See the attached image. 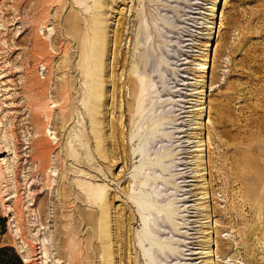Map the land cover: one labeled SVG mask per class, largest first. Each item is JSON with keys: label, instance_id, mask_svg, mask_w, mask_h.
<instances>
[{"label": "rangeland", "instance_id": "1", "mask_svg": "<svg viewBox=\"0 0 264 264\" xmlns=\"http://www.w3.org/2000/svg\"><path fill=\"white\" fill-rule=\"evenodd\" d=\"M101 2L0 0V264H41L30 212L42 203L59 264H136L144 221L131 218L137 207L128 196L140 180L151 193L145 220L157 264H264V0H217L214 13L215 0H110V44L99 43L98 59L109 64L107 101L98 100L91 117L88 28ZM141 21L152 99L130 117L125 82ZM140 145L145 155L127 166L124 150ZM203 206L211 218L199 213Z\"/></svg>", "mask_w": 264, "mask_h": 264}, {"label": "bare ground", "instance_id": "2", "mask_svg": "<svg viewBox=\"0 0 264 264\" xmlns=\"http://www.w3.org/2000/svg\"><path fill=\"white\" fill-rule=\"evenodd\" d=\"M119 1V0H118ZM116 3V2H115ZM114 3V4H115ZM110 5V0H102L101 4H100V12L98 14V18L97 19H93L92 21L90 20V24H89V28L88 29H92L91 32H90V37L93 38V47L90 50H88V54L91 55L92 53V60H91V65H93L92 69L89 71V96L87 98V103H88V106H89V110L91 111V117L92 115L94 114V109H96V107L98 106V100H102L103 98H107V88H106V83H107V77H105L106 73H107V69H108V63L104 60H98L100 58V47H99V43L101 42H104V40H106V49L109 48V44H110V41L109 39H111L110 35H109V27L110 25L108 26V18L109 17H106L107 14H108V11L107 10V6ZM216 5H217V0H215L214 2V5H213V9H212V12L214 13L215 12V9H216ZM111 7H113L111 5ZM142 18V17H141ZM149 21V20H148ZM119 24V23H118ZM121 24V23H120ZM123 24V23H122ZM124 25V24H123ZM122 26V25H121ZM120 27V26H119ZM45 28H47L49 30V33H48V37H51V35H53V32H54V28H50L49 26H46ZM211 28V27H210ZM153 29V28H152ZM151 29V30H152ZM45 30V29H44ZM123 30V29H122ZM137 31V35H136V38L134 39V42L136 44V47L137 48H140V45H139V42L140 41H143L144 39H148L149 35H148V32H149V28H148V25L146 23V21H141L140 22V25L138 27V29L136 30ZM117 32V31H116ZM123 32V31H122ZM120 32V33H122ZM120 33H116V36H118V43L119 45L121 44V42L123 41V35H120ZM124 33V32H123ZM152 34V33H151ZM157 35V34H156ZM211 35V34H210ZM115 37V36H114ZM157 37V36H156ZM116 38V37H115ZM155 38V37H154ZM114 39V38H113ZM36 41V40H35ZM116 41V40H115ZM211 41V36L209 38V41L207 43V46L209 45ZM146 42V41H145ZM34 42H32L33 44ZM36 43V42H35ZM117 44V43H116ZM146 44V43H145ZM119 45L117 47V50H116V61L115 63L119 62ZM143 45V44H142ZM141 45V46H142ZM148 45V44H147ZM143 51H142V50ZM146 50L147 48L144 47V48H140L139 49V53L136 55L133 56L134 58L131 60V63H128V64H131V68H130V71H129V76L125 82V85L127 84V86L129 87L128 89H130V92H131V98L130 99H127L126 100V103H125V106L127 107L128 109V114L130 115V117L133 115H137V117H140L143 115L144 111L146 110V107H147V102L148 100L152 99V95H151V92H150V89L152 88V80L148 77H146V68L148 66V59H147V55H146ZM142 51V52H141ZM137 52V51H136ZM134 54V53H133ZM119 55V56H118ZM148 55H150L148 53ZM155 55V54H154ZM156 56V55H155ZM121 58V57H120ZM156 58V57H155ZM115 59V58H114ZM122 60V59H121ZM128 61V60H127ZM155 61V60H154ZM153 61V62H154ZM126 62V61H125ZM121 64V63H120ZM124 64V63H123ZM127 64V65H128ZM115 65V64H114ZM125 66V64H124ZM115 67V66H114ZM113 67V68H114ZM117 67V66H116ZM128 67V66H127ZM209 66L207 65V61H205V63L201 64V67L198 69L200 70L201 72L204 73V70L206 68H208ZM109 70V69H108ZM115 72V70H114ZM124 72V71H123ZM200 72V74H202ZM115 74V73H114ZM149 75V74H148ZM110 76V75H109ZM114 77V76H113ZM102 78V79H101ZM110 78V77H109ZM108 78V79H109ZM126 79V78H125ZM202 79V78H201ZM116 80V79H115ZM114 80V82H115ZM204 79H202L201 81H203ZM112 82V83H114ZM4 83L6 84V80L4 81ZM203 83V82H202ZM109 86V85H108ZM124 90V89H123ZM109 91V90H108ZM124 92V91H123ZM205 92V86L203 85L202 86V92H200V96H202ZM115 93V92H114ZM124 95V94H123ZM122 98V96H121ZM209 99V98H208ZM106 100V99H105ZM104 100V101H105ZM107 101V100H106ZM105 101V102H106ZM151 103V102H149ZM122 106V105H121ZM105 107V106H104ZM103 107V108H104ZM123 107V106H122ZM148 109V108H147ZM105 110V109H104ZM121 112V111H120ZM123 112V111H122ZM198 112H200V118L203 114V108L201 107L200 109H198ZM125 112H123L124 114ZM210 113V112H209ZM208 113V114H209ZM107 114V113H106ZM123 114H122V117H123ZM126 116V114H125ZM146 116V115H145ZM144 116V117H145ZM121 117V116H120ZM139 119V118H138ZM141 119V118H140ZM122 119H120L121 121ZM108 121V120H107ZM125 121V119H124ZM123 121V122H124ZM90 122L93 124V119L90 120ZM122 122V123H123ZM139 123V121H137ZM125 123V122H124ZM198 124H200V122H198ZM201 125V124H200ZM122 126V125H121ZM136 126V125H135ZM119 127V126H118ZM123 127V126H122ZM125 127V126H124ZM127 127V126H126ZM134 127V126H133ZM114 129V128H113ZM122 129V128H120ZM94 130V129H93ZM124 130V129H123ZM126 130V128H125ZM133 130V129H132ZM115 131V130H114ZM117 131V130H116ZM121 131V130H120ZM126 132V131H125ZM140 132V131H138ZM114 133V132H113ZM123 131H122V135H123ZM106 134V133H105ZM112 134V133H111ZM110 134V135H111ZM117 134V133H116ZM121 134V133H120ZM47 135L49 136L50 140H51V143L53 142H56L58 141V137H57V134L55 131L53 130H48L47 131ZM137 135V137H139V139L143 142V135L141 133H132V139ZM113 136V135H112ZM109 137V136H108ZM126 137V135H125ZM92 138V137H91ZM115 138V137H114ZM117 138V137H116ZM120 138L121 135H120ZM125 139V138H123ZM92 140V139H91ZM111 140V139H110ZM106 141V140H105ZM121 141V140H120ZM123 141V140H122ZM139 141V140H138ZM127 142V140H126ZM125 142V143H126ZM135 142V141H134ZM200 142V145L199 146V149L198 151L200 152V159H203V156L204 154L203 151H204V147H202V145H204V142H202L201 140L199 141ZM55 143V144H56ZM118 143V142H117ZM124 143V142H123ZM115 144V142H114ZM133 144V143H132ZM118 145V144H116ZM125 145V144H123ZM145 145V144H144ZM119 146V145H118ZM126 146V145H125ZM122 147V145H121ZM141 145L138 146V148L134 149L133 152H128L126 151V149L124 150L125 154H124V158L126 160V165L127 166H131L133 165L132 163H137V160L135 159H138L139 157H143L145 155V150L140 149ZM52 148V147H50ZM121 149V148H120ZM119 149V150H120ZM206 149V148H205ZM38 150V149H37ZM123 150V149H121ZM130 151V150H129ZM141 151V152H140ZM36 152V151H35ZM34 152V153H35ZM48 151L47 150H42L40 149L39 150V153L40 155L39 156H45L46 153ZM33 155V154H32ZM31 156V155H30ZM33 157V156H32ZM37 157V156H36ZM35 158V157H34ZM124 160V161H125ZM135 160V161H134ZM37 162V160H36ZM202 163L200 164V169L199 172H203V170H205V163H203V160L201 161ZM51 166V165H50ZM51 172L54 173H57V167L56 166H53V167H50L49 169ZM49 171V172H50ZM140 171L137 173V175H139ZM206 173V172H205ZM204 172L202 173L201 175V185L199 186L201 189H203V196L201 197L202 201H207V198L210 197L208 196L209 195V186L210 185H207V182H206V178L204 176L205 174ZM56 175V174H54ZM142 177H140L141 179ZM138 181V179H136ZM136 180H132L134 182H136ZM53 181H56L55 178L53 179ZM139 182V190L137 193H132V195H129L128 196V199H129V202H130V206L131 207H137V211H134L132 212L131 214V218L132 219H136L138 220L139 218L141 219V221H144L143 225H144V229L139 233V234H136L135 236V250H136V254H137V258H136V264L138 261H141L142 260V264H157L156 263V253L157 251L155 252V254H152L149 250H148V247H154L156 245H158V242L156 241L155 237L149 232L151 226L147 223V221L145 220L146 219V216H147V210L149 209V205L151 204V193H147L146 190H145V185L144 183L140 180L138 181ZM96 191H99V190H96ZM96 193V192H95ZM94 194V193H93ZM212 197V196H211ZM92 198V196H91ZM95 198V197H93ZM96 200V199H95ZM94 200V201H95ZM209 201V200H208ZM37 203V199H35V203H32L31 205H36ZM99 204V209H100V212L103 216H105V204L104 203H98ZM42 207L40 206L39 208H32V213L31 215L34 216V220L35 222H37V224L40 226V229L37 231V235H38V238H39V244H40V248H41V264H49L51 261H53L54 263L56 262V264H59L60 263V260H57L55 258L56 254H54L53 252L49 251V247H52L53 243L50 244V238L47 237V232L48 231L46 230V226L44 227L43 224L41 223V218H42V213L45 211L44 209V206L45 204L42 203ZM144 207H146V209H144ZM198 209H200L199 213H203V216L204 218L206 219H209L211 218V214H210V211L207 207H197ZM135 209V208H134ZM203 209V210H201ZM205 210H206V213H205ZM17 212V210L13 211ZM18 213V212H17ZM166 215H168V212H166ZM20 217V216H19ZM129 219V218H127ZM128 221V220H127ZM130 221V220H129ZM211 222V220H210ZM34 223V221H33ZM35 224V223H34ZM106 224V223H105ZM208 224H210L208 222ZM43 226V227H42ZM212 227V226H211ZM208 228L209 225H208ZM22 230V228H21ZM50 236V235H49ZM209 237V236H208ZM131 239V238H130ZM131 242V241H130ZM28 243V242H27ZM51 246H50V245ZM129 246V244H128ZM125 247V245H124ZM131 248V247H130ZM130 248H128L130 250ZM208 250L207 252H205L206 254V258H211V254H212V248L208 246ZM121 249V248H120ZM123 249V248H122ZM126 250V249H125ZM132 251V250H131ZM52 254V259H51V255ZM199 254V253H197ZM25 258H27V256H25ZM130 259V257H128ZM129 261V260H128ZM131 261V260H130ZM203 262H206V261H203ZM139 263V262H138ZM131 264V263H130ZM132 264H133V261H132Z\"/></svg>", "mask_w": 264, "mask_h": 264}]
</instances>
